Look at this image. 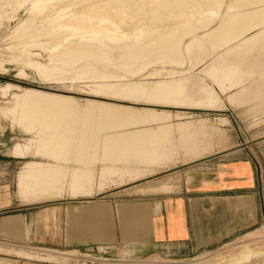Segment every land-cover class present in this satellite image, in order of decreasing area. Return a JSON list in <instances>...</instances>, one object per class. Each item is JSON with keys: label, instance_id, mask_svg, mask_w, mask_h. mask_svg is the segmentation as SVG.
<instances>
[{"label": "rangeland", "instance_id": "rangeland-1", "mask_svg": "<svg viewBox=\"0 0 264 264\" xmlns=\"http://www.w3.org/2000/svg\"><path fill=\"white\" fill-rule=\"evenodd\" d=\"M73 1H75V2L73 3L71 1L73 3V6H71V8H73V7L76 8V6H79V3H80V2H78L79 0L78 1L73 0ZM120 1H122V0H119L118 2H120ZM186 1L187 2L190 1L191 3L194 2V0H186ZM220 1L230 5V2H228V0H224V1H222V0H217V1L216 0H210V2H212L211 3L212 7L214 5H215V7L219 6V13H218L219 16L217 18L209 19L210 17H206V18L204 17L206 19V21H205V19L204 20L201 19L200 23L199 22L194 23L195 27H194V24H192V25L189 24V26H185L182 23H181V26L178 27L176 24L180 25V22H183V19L181 18V17H183V16H181L182 10L180 11L178 8L177 9L175 8L173 10L172 9L173 7L172 8L167 7L168 9H170V10H168L164 6L165 3L163 4V2H165L164 0H162V2H161V0H157V1L156 0L155 1L154 0H152V1L151 0H149V1L148 0H140V3L143 2L141 4L143 6V8H140V9L125 8L123 10V12L120 13L121 15L119 14L120 17H125L124 15H126L125 18L131 17L132 22L130 19V24H126L122 21L118 22L120 20H123V18L122 19L120 17H114L113 18L114 22L115 21L118 22V23H115V25H117V27H116L117 33L122 32L121 34L126 33V35H127V34H129V31H131V33L129 35H127V37H125V38L123 37L121 40H112V41L109 39H105V40H103L102 43H98V42H94V41L93 42L90 41L89 44H88V42L87 43H79V45L82 44V46L84 45L85 47H88L89 45L91 46L92 44H94V46L92 45V47H97V48L100 47L99 49H101V50L104 49L103 47H105V44H106L108 51H107V48H105L104 51L109 52L110 56H111V54H112V57L114 56L115 59L113 58L112 60L113 61L115 60L114 62L116 64L118 63L117 64L118 66L116 64H113V62H111L112 60L109 63L104 62L101 59H95V61H94V58H95L94 56H92V57L90 56V57H88V59H86V57L84 58L81 53L77 54L79 57L75 56L76 60L74 59V61L78 62V64L80 63V65H79L80 67H82V64H83L82 68L75 66V64L73 65V63H72L73 59H71V58H73L74 56L73 57L72 56L65 57V59L68 58L66 60L67 64L72 63V64L67 65L65 63V59H62L59 57V55L62 53L61 50L62 49L64 50L65 48L69 49L70 47L74 48L77 46L80 48L82 46L81 45L79 46L77 43L73 44V41H75V39H72V38H74V37L68 36L67 34H63V35H66V40L62 39L65 37V36L61 35L62 33L61 34L60 33L55 34L54 36L56 38L52 39V41H53V43H55V42H59L58 40L62 39V40H60V42L62 44L60 42L58 43L59 47H60V48H58V50L61 52L59 53V51L56 50V51H58L59 55L55 51V53H57V54L54 56L57 57V55H58L59 59H62L63 61H61V60L58 61V59H56V57L54 59L53 58L54 52L50 53L51 54L50 55L49 52H47L46 45H43L42 48H41V46L38 47L35 41L31 42L28 45V47H30V51L34 55H28L29 57L27 56V58H26L27 53H24L22 50H21L22 51L21 52L20 49H18V48L22 49V45H21L22 38H18V37L14 38L15 41L18 40V42L16 41V43L19 46L16 45V43H14L15 41L13 39H12V43L10 42V45H9L8 40L11 38V36H12L11 33L14 30L18 21H24L26 19V17L28 16V13L24 10V7H22V8L17 9L14 12L13 18L10 21H8L9 23L7 21L6 22L2 21L3 23H1L2 25H0V212L4 211L5 213H2V214L5 215V214H8L10 211H17V209L14 206L5 207V205H7L9 202H13V203L17 202L19 204H23V205H27V206H31V207L32 206L48 207L51 205H58V204H63V203H79V202H87V201L91 202V201H95V200L114 202V201H118V200L141 198L142 196H144L148 193L154 192V190H149L147 188V185L150 183V181L157 179V178L161 179L162 176L167 175L174 170L188 169L189 167L194 166L195 164H199V163L203 162L204 160L213 157L214 154H219V152L229 150V149H232L234 147H238V148L239 147H249L250 148V146H253V145H261L262 147H264V99H262V97L264 96L262 94V93H264V86H263L264 85V83H263L264 78L262 80L256 79L254 82H256L257 85L254 84V82H253L254 86L255 85L256 86L252 87L253 93H252V96L250 95L251 96L250 100L248 99L250 102L249 104L247 102L248 100L243 101V99H245V96H242V98L237 97V99H239V100L242 99V103L236 104L235 101H233V103L229 101V105H228V103L226 102V99H225V95H221V98H222L223 104H224V106H223L222 102L220 101V96L218 94H216V92H215V88H216V90L219 91V89L217 88L218 86L213 85L214 82L212 80H208V78H209L208 73L205 74V71H204L205 69L203 68L204 66L209 64V60L211 58L216 56L223 49L221 47H224L226 45L224 43V41H222V40H224L223 39L224 36H222L223 35L222 34V28H220L221 32H217L215 35H213V37H209V39L204 38V37L200 38V40L201 41L203 40L204 42H201L198 38L199 36H201V34L207 32L208 30L209 31L211 29L214 30L218 26V23H222V22L229 19L228 13L225 12L226 9H222L224 3L222 4ZM229 1H231V0H229ZM233 1L234 0H232V2ZM250 1L248 3L246 2V4H245L251 8L250 9L247 7L249 10L246 8L245 5H244L245 7L244 6L241 7L238 4L233 2L235 6H238L237 8L239 9V11H241V8H242V10H244L246 8L245 12L249 14L248 15L246 13L245 14L243 13V15H242V12H244V11H241V12H239L241 14H238L237 18H235L236 22L243 23V27H242L243 29L240 28L239 29L240 31L241 30L245 31L244 29H247V28L251 27L253 24H255L256 22L253 21V19L255 17L259 16L260 19L264 18V15L262 14L264 11L263 0H261L263 3L262 4L263 6L260 5L261 1H259V0H250ZM76 2H78V3H76ZM138 2H139V0H138ZM257 2L262 7L258 6V8H257V6H256ZM65 3H68V0H66ZM81 4H85V2L84 3L82 2ZM150 4H151V7H150ZM159 4H160V6H159ZM156 5H157V7H155ZM252 5H255L256 9L253 8ZM161 6L162 7L164 6L163 8H165V10H163V8ZM147 9H150V10H147ZM153 9H159V10L153 11ZM213 9H214V7H213ZM231 9L235 13L236 12L238 13V9H236V7L232 6ZM254 9H255V11H259V12L255 13ZM259 9H261V10H259ZM262 9H263V11H262ZM138 10H139L140 14L137 13ZM140 10H142L143 12ZM151 10L153 11V14L158 13V11H159L160 14L159 13L158 14L160 16L163 15L161 17H164V20H162L163 18L160 19V21L158 20L161 23L153 20L154 24H153V22H151L152 25L150 26L149 22L151 20H149L148 16H150V14L152 13ZM196 10H193V11H195L194 13H196ZM250 10L254 11V12L252 11L253 13H255L254 14L255 16L253 15L254 17L251 15L252 12ZM164 11H165V14L162 13ZM174 11H176V12L173 14L172 12H174ZM233 11H230L229 14H234ZM147 12H149V13L151 12V13L148 14ZM166 12H168V13L170 12V13L168 14ZM188 12L189 11H187V13ZM197 12H198V10H197ZM129 13H131V15ZM158 14H156V15H158ZM177 14L178 15L181 14L180 15L181 17L177 18L176 17ZM143 15L145 16V18L143 17ZM152 15H151V17H152ZM164 15L167 17V19L165 18ZM246 15H248V16H246ZM261 15H263V17H261ZM132 16H136V18L135 17L132 18ZM224 16H228V19H227V17H224ZM238 16H240V17H238ZM242 16H244L245 19H246V17L247 18L249 17V19H251V22H250V20H245L244 17L242 18ZM251 17H253V18H251ZM259 17L257 19L255 18V21H257L259 19ZM144 19H145V22H144ZM173 19H176V20H174L176 22L175 24H173L174 23ZM165 20H167V21H165ZM177 20H178V22H177ZM135 21H137V23ZM140 21L142 23H144L143 24L144 27L141 25L142 23L140 24ZM163 21L166 23H164ZM209 21L210 22L212 21V23H213V24L212 23L209 24L210 27L208 25H206L209 23ZM259 21H261V20H259ZM259 21H257V22L260 23ZM155 22L158 23L157 26L155 25L156 24ZM168 22L171 24H169ZM133 23L135 24V26ZM244 23H248V24H244ZM145 24L146 25L148 24L149 26L147 25V27H146ZM161 24H162V26H164L163 24H165L166 25L165 27H167V28L164 29L161 26ZM171 25H173L172 29H170L171 27H169ZM175 26H176V28H175ZM140 27L143 28V29H141V30H143V32L140 35V37L138 38L139 40H137V43H136L135 38H137V37L134 36V34H136L137 30H140ZM168 27L172 33L175 31L174 28L177 29V31H175L173 33V35H174L173 39L170 38L171 36H169L168 41H166V40H164L165 39L164 36L169 32ZM186 27H187V33H185V34L188 36H186V35L184 36V32H186ZM122 29L123 30L125 29L128 32L122 31ZM158 29H159V31H158ZM145 30H147V31H145ZM148 30L150 32H148ZM162 30H164V32ZM144 31H145V33H144ZM155 31H157L158 33ZM160 31H162V33ZM240 31L238 33H240ZM151 32L154 33V35ZM146 33H147V35H146ZM181 34H182V36H181ZM158 35L163 36V37H161L162 39L160 41L162 44L159 42V40L153 41V43H155V45L153 43H150V42H152L150 40L153 37L158 36ZM197 35H198V37H197ZM214 36L216 37V39H218L219 37H221V39L219 38L217 41V40H215ZM57 37L60 39H58ZM148 37H152V38H148ZM43 39H45L47 41V37H44V36H43V38H40L39 41H43ZM169 39H171V40H169ZM180 39H182V40H180ZM189 39H191V40H189ZM129 40H130V42H129ZM173 40L175 41V43ZM192 40L194 43L196 42L197 46L195 44H193V42L191 43ZM209 40H211V42L212 41L213 42L211 43ZM52 41L50 40V43L47 45H50V44L52 45ZM107 41H109V43ZM3 42H5V43H3ZM68 42L70 44L72 42V45L68 46L69 45ZM157 42L163 46L166 44L165 47H168L169 45H171L173 43L172 44V45H174L173 48L174 47L175 48L171 50L172 52L171 51L163 52V50H161L162 48L160 47V45L158 46ZM163 42H165V44H163ZM185 42L186 43L190 42V45L188 46L189 52H188V50L186 51V49H183V48H185V47H183V45L186 44ZM63 43L67 44V45H65V47H63L64 46ZM11 44H13V46L16 45V47H13ZM75 44H77V45H75ZM121 44L123 46L125 45V49H126L125 53L126 54H127V52L129 53V55H126L124 53L126 55L124 57L125 58L124 61H123L124 58L121 55L124 52V50H119L120 54L118 52V48L121 47ZM191 44H193L194 46H192ZM218 44H222V45H220L219 49H218V47H219ZM151 45L155 46V47H152ZM178 45H182L181 46L182 48L179 46L180 49H177ZM214 45H215V47H214ZM144 46H145V48H144ZM195 46L197 48H195ZM216 46H217V48H216ZM43 48H45V49H43ZM115 48H117V51L114 50ZM127 48H130L133 51H131L129 49L127 50ZM134 49L139 51L138 54H136L137 51H135ZM175 49H177V51ZM113 50L115 53L117 52L116 53L117 56L114 52H112ZM180 50H181V52H180ZM184 51H186V52H184ZM212 52L215 53V55L213 54L214 56H210ZM253 52H254V55L256 54L255 56H257L259 58V60L262 61V62H260L261 65L259 67H261L263 70L260 69L261 73L259 74V76L263 75V73H264V65H263L264 64V54L259 49L254 50ZM134 53H135V55H133ZM163 53L168 55V56L163 55V57H162ZM80 54H81V56H80ZM169 54L170 55L174 54V55L171 57ZM140 55L144 56V58L141 57ZM199 55L203 56L202 58L205 59L207 61V63H206V61H204L203 63L201 62V65H200L199 62L202 61L203 59H201V58H200L201 60L198 59L200 57ZM51 56H53V57L50 58ZM128 56L129 57L133 56V57L129 58ZM151 56H152V58H151ZM80 57H82V58L80 59ZM118 57H122V60H121V58H118ZM126 57H128V59ZM217 57L218 56H216L215 58L218 59ZM77 58H78V61H77ZM89 58H91L92 60H89ZM134 58H136L135 59L136 63L134 61ZM147 58L149 59V61ZM183 58L184 59L186 58L185 60H183L184 62L182 61ZM188 58H190V59H188ZM52 59H54V61H51ZM29 60L34 62L35 64L37 63V65L40 66V68H45L46 71L42 74V73H39L38 70H32L33 69L32 67L25 65L28 63L27 61H29ZM55 60H57V61H55ZM69 60H71V62H69ZM187 60H189V61H187ZM9 61H11V62H9ZM48 61H50V62H48ZM118 61L121 63H119ZM102 62L105 64H103ZM126 62H129V64H127ZM187 62H188V65H187ZM196 63H199L200 66L197 64L198 66L196 65L195 66L196 69L194 68L195 69L194 70L192 68H193V65ZM46 64H47V66H46ZM85 64H86V66H85ZM120 64H121V68H120ZM65 65H66V67H68L67 68L68 71L71 70L70 72H73L71 68H73V70H75V68H77V70H75L76 72L78 71L77 76L80 75L79 73L81 72L82 74L80 76L82 78H84L85 76H89V77H85V80L81 79V77H79V79H78L76 76H73V74L76 75V72L74 71L75 73H72V74L70 72H67ZM70 65H73V66L69 67ZM113 65L114 66L116 65L114 67L116 70L113 68ZM128 65L129 66L131 65L132 67L130 68ZM133 65H134V67L135 66L136 67L134 68ZM186 65H187V67H186ZM49 66H51L53 68H51ZM54 66L56 68H60V70L59 69L58 70L61 72L57 71V69ZM63 66H64V68H63ZM190 66H192V67H190ZM62 68L64 69V71ZM89 68H90V70H89ZM93 68H94V70H93ZM50 69H51V71H49ZM130 69H131V71H130ZM96 70H97V73L95 72ZM153 70H154V72H152ZM172 70H174L175 73ZM36 71H37V73H36ZM48 71L50 73L52 72V74H53V72H55V73L53 75L48 76V74H46ZM62 71L65 72L66 75H64V74L62 75L61 74V73H63ZM83 71L85 73H83ZM86 71H89V72L92 71V72L91 73L88 72L89 73L88 74ZM183 71H185V72H183ZM92 73H96V74L94 75ZM148 73H149V75H148ZM178 73H180V74L182 73V75H180ZM60 74L63 77H59ZM85 74H88V75H85ZM90 74H92V75H90ZM202 74H205V75H202ZM20 75H21V77H20ZM186 75H187L188 79H190V80H188V79H187L188 81L186 80V78H187ZM192 75H193V77H192ZM42 76L43 77L45 76V77L42 78ZM50 76H52L54 78H52ZM56 76L58 78H55ZM90 76L91 77L94 76V78H91ZM100 76H102V77H100ZM103 77H107V78H103ZM86 78H87V80H86ZM183 78H185V80ZM204 78H205V80H204ZM181 79H183V80H181ZM201 79L203 80V82ZM209 79H211V78H209ZM91 80H93V81L95 80V81L93 82ZM180 80H181V82H180ZM193 80L195 81V83H192ZM197 80H198V82L200 81L199 83H201V86H200V84L198 85ZM157 82H158V84H157ZM164 82L166 84H172V85L174 84L175 86L179 85L178 83L182 84V82H183L184 83V84H182L183 88H185L187 85L188 86L191 85L192 89L195 87V89H197V90L199 87H203V85H204V87H207V89H210L212 92H214V94L216 95V100H218V101L215 100L214 103L212 102V104H214V106L209 103L210 106L208 105V106L201 107V108L193 107L194 104L201 101V99H198L199 95L200 96L202 95V94H199L200 93L199 90H201V89L199 88L198 91H196L195 89H194L195 91L189 90V89H187L188 86L186 87V90L182 88V90H185V93L181 94L182 95L181 98H183L185 96L184 97L185 100H184V98L182 99L183 100L182 103H184L185 107L184 106L181 107V105H179V104H181V102H178L179 104L177 105V100L179 101L180 96H179V98H174V100H172L173 98L172 99L169 98V100H166V102H165V100L164 101L160 100L161 101L160 104H151V103H143V102H142L143 104H140V103L137 104V103H134V101L136 102L138 99H140V97L138 98L137 96H135L133 99L128 98V100H126L127 98H121V97L118 98V96H116L117 97L116 98V97H114L115 96L114 93H111V92H113V90L119 89V88L121 89V88H123V86L127 87V85H129V87L133 86V85H134L133 87L140 85L142 88L144 86L145 89L148 88L145 91V95L147 96V98H144V97H146V96H144V93L141 95V98L143 96L144 99L142 98L143 99L142 101L145 100L144 102H146V101H148L147 99H149V97L152 100V97H153L152 93L149 94L148 92L152 91L153 85H155V84L159 85V84L164 83ZM131 83H132V85H130ZM147 83H148V85H146ZM93 84H95V85H93ZM136 84H138V85H136ZM192 84H193V86H192ZM194 84H196V85H194ZM9 85H11V86L14 85V87L12 90H8V92L5 93L4 88H7V86H9ZM98 85H100V86H98ZM115 85H117L118 87H115ZM112 86H114V87H112ZM210 86H212V87H210ZM15 87H18V88L15 89ZM66 87H68V88H66ZM101 87H103V88H101ZM29 88L37 90V91H41V92L46 91L48 93H52V94L59 95V96L62 94L64 96L71 97L75 100V104H77L78 107L79 106L84 107L85 100L87 99L90 101L96 100V101H101V102H105V103L111 102L113 104H117V105H121V106L125 105V106L134 107V108L147 107V108H152L154 110L157 109V110L165 111L167 113V115H169L168 127H170V128L165 127L164 128L165 131L162 130L163 132L161 131V133H160V132H158V129H157L158 127H154V126H148V127L146 126L145 127L147 129H149V133H151L152 135L153 134L155 135V132H158L157 133L158 137H155V139L158 141L155 140V142H157L155 144H156V147L157 146L161 147V145L163 147L162 148L163 150L161 148H160L161 149L160 150L157 147L159 149V153H160L159 158H157L158 161L155 158V156L156 157L158 156V152L152 153L155 156L152 155L151 153L150 154L148 153V154H145V156L149 155L147 159H150L151 156L152 157L154 156V158L151 157L150 161L147 159L140 158L142 160L141 163L143 162L142 164L139 163L140 159L138 161L137 160L134 161L135 163L130 162L132 164L128 163V166H127L128 167L127 169H129V170L125 169L126 173H124V170H123V172L121 171L122 174H121V172L116 171L117 169H114L115 170L114 171L113 169L109 168L110 170H113L114 172L111 171L110 174H109V172L107 174V172L105 171V174H104L105 177H104L102 174V173H104V170L100 171L99 167H101V168L104 166L109 167V166H112V165H110L112 163L111 162H109V163L104 162L106 164H104L103 162L99 163L100 161L98 162V160L93 159L94 158L93 157L92 159L96 160L97 164L93 163V160L90 159L92 166H91L90 162L88 161L86 163V167L89 169L91 168V170L94 169L93 167H95V169H97V170H95V169L92 170L93 173H95V174L92 175V180L88 184L89 186L87 185L86 188L79 186L81 188V189L79 188L80 189L79 192H78L79 189L78 190L75 189L76 187H72V189H71L67 186L65 181L69 180V178L67 175L65 176L66 173L62 172L64 168L63 169L61 168V169H59V171L56 172V173L59 172V174L61 175V176H59L60 181H61V186H62L61 190H59V191L53 190V192L51 191L50 194H48V191H47V193H45L47 195H45L43 193L40 195V193L36 192V193H38L36 196H32V195L28 194V195H26V197H23V198L20 197V195L17 193V178H16V176H17V173L20 170V168H22V166L27 162L35 161V162H40L43 164H47V163H50L52 165L57 164V166L66 167L67 171H65V169H64V172H68L70 168L78 169L79 167H81V166H79L80 162H73V161L70 162L69 160L57 161L55 163L54 161H52L53 160L52 158H49L47 155H44L40 151V148L42 145V142H41L42 137L44 139L45 137H51V136L55 135L54 129H56V132L57 131L61 132V129L63 131V129L65 127L72 125L71 124L72 122H73V124H75L76 122L74 120L72 121V120H69L70 118H67L69 120L68 121L65 119L66 117L65 118L62 117V119H60V123H58V124L56 123L55 126L48 125L46 123L47 121H45L46 124L44 122H42V125H43L42 126V125H40L41 121L39 120V123H40L39 124L40 127H39L37 120L33 121L30 118L25 119V117H24V119L19 118V120H21V122L18 119L15 120L16 122H13V121L9 120L10 118L3 113L4 111H1V110H5L4 106L6 104L11 103L13 101L12 100L13 97H11L12 95L13 96L16 94L21 95L22 89L29 90ZM259 88H261L263 91H261V89H259ZM102 89L105 92L104 96H103L104 92H102L103 91ZM187 90L190 92L188 93ZM192 91H193V94H196L197 98L194 97L195 95L194 96L192 95V93H191ZM255 91H256V93H255ZM257 91H260V92H258L259 94L257 93ZM110 93L113 94L111 96V98H110V95H111ZM186 93L190 94V95H187ZM99 94H101V95H99ZM256 94H257V97L261 96V98H259V97L257 98ZM107 95H109V96L107 97ZM189 97H191V98L189 99ZM192 97H194L195 100ZM192 99H193V102H195V103H193L192 101L187 103L189 100H192ZM253 99H255V100L252 101ZM130 100H132L133 102ZM171 100H172V102H174V103H172L174 105L170 104L169 101H171ZM175 100H176V104H175ZM219 101L221 104H219ZM185 102H186V104H185ZM216 102L218 105H215ZM259 102H261V103H259ZM188 104H189V106H191L192 104L193 105L191 107L186 106ZM233 105H235V106H233ZM68 107L69 106H66L67 110H68ZM48 109L52 110V111H56L55 106L51 107V109L47 108V110ZM59 113L60 112H58L57 114H59ZM175 116H176V118H175ZM202 120H204V121L207 120L206 123L204 122V125L206 127L204 126L205 128L203 127L202 131H196L195 128L198 126L197 123L199 121H202ZM22 123H24V124H22ZM31 123H32V125H31ZM176 123H178V124L183 123L184 125L180 124V126L183 125L184 127H186V126L188 127L190 124H191V126H189L188 128L186 127L188 130L187 129H178L177 127H179V126H177ZM128 124L130 125V122L124 123L123 125H125V126H122V127L119 126L122 129L119 127H116L117 129L114 128L113 130H111L112 128H108V130L109 129L111 130V134H115L118 132L119 129L121 130L119 132H124L125 129L123 127H125V128L128 127L127 131L129 130V131L135 132V134H139L141 127H139L138 125L137 126L134 125V127H135V129H134L132 124L130 125V127L128 126ZM174 125H175V127H174ZM20 126H21V128H20ZM26 126H29V127L31 126L30 130H28L29 127H26ZM171 126H172V128H171ZM131 127H133V129ZM136 127H137V129H136ZM190 127H192V128H190ZM31 128L34 130H31ZM59 128H61V129H59ZM129 128H131V130ZM20 129H22L23 131ZM25 129L27 131H30V132L32 131L31 134H30V132L27 133V131L24 132ZM203 129H204V131H203ZM101 130L102 129H100L99 133L105 132V134H106V131H105L106 129L102 130V131ZM108 130H107V133L110 134V130L109 131ZM137 130H139V131H137ZM33 131H35V132L33 133ZM49 131H51V132H49ZM183 131H185V132H183ZM39 132H40V134H39ZM165 132L167 135H164L163 137L166 139H164L161 136V134L162 133L165 134ZM186 132L188 133V135ZM201 132L202 133L204 132V133L202 134ZM105 134L101 135V133H100V135L102 137L108 136V134H106V135ZM30 135H32V136H30ZM33 135H35V137ZM190 135H192V136L194 135L193 141L195 140V142H193L192 139L189 138ZM159 136H161V137L159 138ZM129 138H130V136L129 137L127 136L124 139L128 140ZM180 140H182V141H180ZM25 142H27V143H25ZM29 142H31V143H29ZM184 142H185V144H184ZM186 143H187V145H186ZM189 143L191 146L189 145ZM28 145H30V146H28ZM168 145H170V146H168ZM23 147L25 149H23ZM28 147H31V148H28ZM21 148L24 150V152L22 151ZM26 149H27V151H26ZM161 151L164 152L165 155L163 153H161ZM39 152H40V154H39ZM29 153H31L32 155L31 154L29 155ZM37 156H41V157H37ZM164 157H166V158H164ZM144 162H145V166L143 165ZM149 162H151V163H149ZM98 163L100 164L99 166H98ZM87 164L88 165L90 164L89 165L90 167H88ZM113 164H115L117 167H120L121 169L124 168L123 167L124 165L122 163L118 164V162H117V163H113ZM66 165H68V166H66ZM70 165L72 167H70ZM97 171H99V172H97ZM56 173L53 172L51 174V176H56V178H58L57 177L58 174H56ZM98 173H99V175H98ZM54 174H56V175H54ZM62 174H64L63 177H62ZM100 175H101V177H99ZM94 178H95V180H94ZM120 179H122V180H120ZM98 183H100V184H98ZM65 190H67V191H65ZM71 190H74L73 193H71L72 192ZM86 190H88L90 192H88V194H87ZM55 191H58V192H55ZM75 191H76V194H74ZM263 230H264V222L261 223L260 225H258L257 227H255V229H253L252 232L258 231L257 233H259L260 231H263ZM252 232L245 234L243 236H238L236 239H233L231 241L223 243V244H221V246H218L216 248L206 249V251H203V250L188 251L187 249H185L181 246H174L173 247V246H166L165 245L156 251L154 250L151 252L141 253V252H139L133 248H129V247L125 248V247L120 246L118 244H112V245L87 246V247L80 248L78 250L77 249L57 250L54 248L42 249V248H38V247L33 246L30 248L29 247L25 248L26 252L23 250H19V249L18 250L3 249L0 252L1 253L2 252L12 253L16 256H22L24 258L31 259V260L37 259V260H41V261H44V262L49 263V264L50 263H54V264H236L234 262V261H236L235 257H237L240 254V252L243 250L242 249L243 247H246L249 251H251V254H250L251 257H249L247 260H245V262L244 261L240 262L241 264H264V235L262 234L263 237H258V238L248 237V235L252 234ZM226 261H228V262L233 261V262L228 263ZM240 263H238V264H240Z\"/></svg>", "mask_w": 264, "mask_h": 264}, {"label": "bare ground", "instance_id": "bare-ground-1", "mask_svg": "<svg viewBox=\"0 0 264 264\" xmlns=\"http://www.w3.org/2000/svg\"><path fill=\"white\" fill-rule=\"evenodd\" d=\"M74 3L75 1H73V0H68V3H65L66 2V0H0V25H2L1 23H3L2 21H10L12 18H13V15H14V12L17 10V9H19V8H22V7H24V10L28 13V16L26 17V19L24 20V21H18V23L16 24V26H15V28H14V30L12 31V36H11V38L8 40V44L10 45V42L12 43V39L14 40V38H22V40H21V45H22V49L21 48H18V49H20V51L22 50L24 53H27V55H26V58H27V56L28 55H34L31 51H30V47H28V45L31 43V42H33V41H35L36 42V44H37V46L39 47V46H41V48H42V46L43 45H46V49H47V52H49V54L50 53H53V56L54 55H56L57 53H58V48H60L59 47V42H60V40H62V39H64V40H66V35H63V34H67L68 36H72V37H74V38H72V39H75V41H73V44L74 43H77L78 45H79V43H87L88 42V44L90 43V41H94V42H98V43H102L103 42V40H105V39H109V40H121L123 37L125 38V37H127V35H129L130 33H131V31H129V34H127L126 35V33L125 34H121V33H117L116 31V27H117V25H115V23H118V22H124V23H126V24H130V19H131V17H129V18H125L126 17V15H124L125 17H120L119 16V14L121 13V12H123V10L125 9V8H129V9H131V8H136V9H140V8H143V6L141 5L142 3H140V0H139V2H138V0H122V1H120V2H118L119 0H77L78 2H80L79 3V6H76V8H71V6H73V3ZM149 1V0H148ZM152 1V0H151ZM155 1V0H154ZM157 1V0H156ZM165 2H163V4H164V6H165V8H172L173 10L176 8H178L181 12H182V15L181 16H183V17H181L180 15H176V17L177 18H182L183 19V22H180V25H178V24H176L178 27L179 26H181V23L182 24H184L185 26H189V24L190 25H192V24H194V23H200L201 22V19L202 20H204L206 17H210L209 19H214V18H217L219 15H218V13H219V6H216L215 7V5L213 6L214 7V9H213V7L211 6V3L212 2H210V0H194V2L193 3H191L190 1H186V0H164ZM217 1V0H216ZM222 1H224V0H222ZM250 0H234L233 2L234 3H236V4H238L239 6H244L245 4H246V2L248 3ZM259 1H261V0H259ZM258 1V2H259ZM78 2H76V3H78ZM84 3L85 2V4H81V3ZM161 2H162V0H161ZM214 2V1H213ZM221 2V1H220ZM219 2V3H220ZM228 2H230V5H228L227 3H224V2H221L222 4H223V7H222V9H226V13H228V16H229V19H228V16H224V17H227V19L228 20H226V21H224V22H222V23H218V26L214 29V30H208L207 32H205V33H203V34H201V36H199L198 37V35H197V37L199 38V40H200V38H202V37H204V38H207V39H209V37H213V35H215L217 32H221V30H220V28H222V36H224L223 37V39L224 40H222V41H224V43L226 44V45H228L229 43H231V41H234L235 42V46H233L234 47V50H235V47H236V44L237 43H239L240 42V40L242 39V37L243 36H245V34H247V32L249 31V30H253V28H257V27H259V30H261V33H260V35H262V33H264V28H263V24L262 23H258L257 21H255V18L257 19L258 17H255L254 19H253V21L254 22H256L255 24H253L251 27H249V28H247V29H244L245 31H240L239 29H240V26H242L243 25V23L241 24V22H236V20H235V18H237V15L238 14H241V13H239V12H241V11H244L245 12V9L248 7L247 5H245L246 6V8L244 9V10H242V8H241V11H239V9L237 8L238 6H235L234 5V3L232 2V0L231 1H229L228 0ZM232 2V3H231ZM251 2V1H250ZM258 2L256 3L257 5V8H258V6H260V5H262L263 3H262V1H261V4L259 5L258 4ZM263 2H264V0H263ZM75 3V4H76ZM152 3V2H151ZM160 3V2H159ZM145 4V3H144ZM148 4V3H147ZM156 4V3H155ZM161 4V3H160ZM160 4H159V6H160ZM162 4V5H163ZM215 4V3H214ZM232 4V5H231ZM250 4V3H249ZM149 5V4H148ZM221 5V4H220ZM142 6V7H141ZM163 6V7H164ZM210 6V7H209ZM232 6L233 7H236V9H238V13L236 12H234L231 8H232ZM244 6V7H245ZM253 6V8H255L256 9V6L255 5H252ZM263 6V5H262ZM262 6H260V7H262ZM148 7V6H147ZM150 7H151V4H150ZM155 7H157V5L155 6ZM162 7V6H161ZM162 7V8H163ZM259 7V8H260ZM149 8V7H148ZM165 8H163V10H165ZM167 8V9H168ZM240 8V7H239ZM248 8H250V7H248ZM247 8V9H248ZM135 9V10H136ZM145 9V8H144ZM160 9V8H159ZM159 9H153V11L155 10V11H157V10H159ZM171 9V10H172ZM198 10V12H197V10ZM251 9V8H250ZM255 9H254V11H255ZM147 10H150V9H147ZM168 10H170V9H168ZM193 10H196V13H194L195 11H193ZM249 10V9H248ZM259 10H261V9H259ZM24 11V12H25ZM127 11V10H126ZM134 11V10H133ZM137 11V10H136ZM140 11H142V10H140ZM152 11V10H151ZM153 11H152V13L150 14L149 12H147L148 14H150V16H148L149 17V20H151L149 23H150V26L152 25L151 24V22H153V20L154 21H160V19H162V20H164V17H161V16H163V15H159L160 14V12L158 11V13H154L153 14ZM187 11H189L188 13H187ZM230 11H233L234 12V14H229L230 13ZM237 11V10H236ZM251 12L253 11V10H250ZM253 11V12H254ZM262 11H263V9H262ZM25 12V13H26ZM129 12V11H128ZM135 12V11H134ZM143 12V11H142ZM176 11H174V12H172L173 14L175 13ZM244 12H242V15H243V13ZM250 12V13H251ZM252 12V16L255 14V13H257V12H259V11H255V13H253ZM261 12V11H260ZM136 13V12H135ZM138 14H140L139 13V10H138V12H137ZM146 13V14H147ZM162 13H164L165 14V11L164 12H162ZM161 13V14H162ZM166 13H168V12H166ZM170 13V12H169ZM168 13V14H169ZM178 13V12H177ZM222 13V12H221ZM246 13V12H245ZM244 13V14H245ZM130 15H131V13H129ZM153 14V15H152ZM156 14H158V15H156ZM167 14V15H168ZM246 14H248V13H246ZM259 14V13H258ZM261 14V13H260ZM263 15H264V11H263V13H262ZM121 15V14H120ZM151 15H152V17H151ZM171 15V14H170ZM249 15V14H248ZM248 15H246V16H248ZM257 15V14H256ZM263 15H261V17H263ZM138 16V15H137ZM165 16V15H164ZM173 16V15H172ZM255 16V15H254ZM253 16V17H254ZM114 17H120L121 19L123 18V20H120V21H118V22H114L113 21V18ZM128 17V16H127ZM133 17H135L136 18V16H132V18ZM143 17L145 18V16L143 15ZM151 17V18H150ZM171 17V16H170ZM175 17V16H174ZM175 17V18H176ZM205 17V18H204ZM238 17H240V16H238ZM244 16H242V18H243ZM253 17H251V18H253ZM165 18L167 19V17L165 16ZM172 19V18H171ZM225 19V18H224ZM241 19V18H240ZM244 19H245V17H244ZM243 19V20H244ZM259 19H260V17H259ZM117 20V19H116ZM135 20V19H134ZM133 20V21H134ZM147 20V19H146ZM174 20H176V19H173V21ZM180 20V19H179ZM200 20V21H199ZM216 20V19H215ZM245 20H250V22H251V19H249V17L247 18L246 17V19ZM138 21V20H137ZM137 21H135L136 23H137ZM158 21V22H159ZM165 21H167V20H165ZM172 21V22H173ZM182 21V20H181ZM205 21H206V19H205ZM220 21V20H219ZM223 21V20H222ZM264 21V20H263ZM131 22H132V19H131ZM134 22V23H135ZM144 22H145V19H144ZM147 22V23H148ZM164 22V21H163ZM170 22V21H169ZM168 22V23H169ZM177 22H178V20H177ZM221 22V21H220ZM259 22H262V21H259ZM9 23V22H8ZM133 23V24H134ZM142 22L140 21V24H141ZM156 24V26H157V22H155ZM159 23H161V22H159ZM164 23H166V22H164ZM176 22L174 21V23L173 24H175ZM208 23V22H207ZM210 23H212V21L210 22L209 21V23L208 24H206V25H208L209 26V24ZM264 23V22H263ZM139 24V23H138ZM143 24L144 23H142L141 25L143 26ZM153 24H154V22H153ZM169 24H171V23H169ZM213 24V23H212ZM211 24V25H212ZM244 24H248V23H244ZM146 25V24H145ZM148 25V24H147ZM147 25H146V27H147ZM164 26H162V24H161V26L165 29V28H167V27H165L166 25L165 24H163ZM168 25V24H167ZM183 25V26H184ZM197 25V24H196ZM120 26V25H119ZM134 26H135V24H134ZM149 26V25H148ZM172 26L173 25H171V26H169V27H171L170 29H172ZM248 26V25H247ZM144 27V26H143ZM145 27V28H146ZM169 27H168V33L164 36L165 37V39L164 40H166V41H168V38H169V36H171L170 38H172L173 39V33L175 32V31H177V29H175L176 28V26H175V28H174V32L172 33L171 31H170V29H169ZM192 27V26H191ZM194 27H195V24H194ZM193 27V28H194ZM210 27V26H209ZM225 27H227V28H225ZM131 28V27H130ZM139 28V27H138ZM242 28V27H241ZM141 29H143V28H141L140 27V30H137L136 31V34H134V36H136L137 38H135V40H136V43H137V40H139L138 38L140 37V35L142 34V32H143V30H141ZM149 29V28H148ZM153 29V28H152ZM162 29V28H161ZM160 29V30H161ZM207 29V28H206ZM243 29V28H242ZM136 30V29H135ZM154 30V29H153ZM156 30V29H155ZM205 30V29H204ZM220 30V31H219ZM258 30V31H259ZM122 31H125V32H128L127 30H123L122 29ZM145 31H147V30H145ZM145 31H144V33H145ZM158 31H159V29H158ZM163 32H164V30H162ZM162 31H160L161 33H162ZM180 31V30H179ZM190 31V30H189ZM240 31V33H238ZM148 32H150L149 30H148ZM155 32H157V31H155ZM167 32V31H166ZM192 32V31H191ZM58 33H62L61 35H63V36H65L64 38H62V39H60V38H58V39H60V40H58L59 42H55V43H53V41H52V39H55L56 37L54 36L55 34H58ZM124 33V32H123ZM152 33V32H151ZM158 33V32H157ZM172 33V34H171ZM185 33H187V27H186V32H184V36L186 35ZM189 33V32H188ZM256 33V32H255ZM121 34V35H120ZM150 34V33H149ZM153 35H154V33H152ZM160 34V33H159ZM191 34V33H190ZM253 34V33H252ZM257 34H259V33H257ZM146 35H147V33H146ZM164 35V34H163ZM178 35V34H177ZM218 35V34H217ZM216 35V36H217ZM220 35V34H219ZM43 36L44 37H47V41L45 40V39H43V41H39L40 40V38H43ZM149 36V35H148ZM181 36H182V34H181ZM186 36H188V35H186ZM250 36V35H249ZM146 37V36H145ZM161 37H163L162 35H158V36H155V37H148V38H152L150 41H152V42H150V43H153V41H157V40H159V42L161 41ZM176 37V36H175ZM174 37V38H175ZM196 37V38H197ZM215 37V36H214ZM227 37V38H226ZM255 37H256V35H255ZM261 39H263L262 38V36H258V38L257 39H255V38H249V40L248 39H246L247 40V42L248 43H250V45L246 42V40L244 41V42H246V43H244V44H246V45H249V47L252 45V44H254L255 42L257 43V41H258V39H259V42H260V38ZM184 38V37H183ZM203 38V39H204ZM220 39H221V37H219ZM218 38V39H219ZM71 39V40H72ZM132 39V38H131ZM195 39V38H194ZM214 39V38H213ZM212 39V40H213ZM218 39H216V37H215V40H217L218 41ZM242 39V40H243ZM251 39V40H250ZM252 39H253V41H254V39H255V41H254V43H252L253 41H252ZM50 40L52 41V45L50 44V45H47V44H49L50 43ZM70 40V39H69ZM68 40V41H69ZM169 40H171V39H169ZM180 40H182V39H180ZM188 40V39H187ZM189 40H191V39H189ZM198 40V41H199ZM241 40V41H242ZM257 40V41H256ZM264 40V39H263ZM15 41V40H14ZM17 42H18V40H16ZM16 41L14 42V43H16ZM45 41V42H44ZM49 41V42H48ZM132 41V40H131ZM174 41V40H173ZM201 41V40H200ZM199 41V42H200ZM206 41V40H205ZM210 42H211V40H209ZM221 41V42H222ZM237 41V42H236ZM20 42V41H19ZM48 42V43H47ZM108 43H109V41H107ZM106 42V43H107ZM129 42H130V40H129ZM144 42V41H143ZM179 42V41H178ZM193 42V40L191 41V43ZM198 42V43H199ZM201 42H204L203 40L201 41ZM213 42V41H212ZM211 42V43H212ZM258 42V43H259ZM263 42V44L262 43H259V44H262V45H264V41H262ZM3 43H5V42H3ZM6 43V44H7ZM61 43V42H60ZM67 43V42H66ZM69 43V42H68ZM133 43V42H132ZM158 43V42H157ZM161 43V42H160ZM160 43H158V46L160 45ZM174 43H175V41H174ZM186 43V42H185ZM197 43V44H198ZM208 43V42H207ZM216 43V42H215ZM214 43V44H215ZM218 43V42H217ZM62 44V43H61ZM64 44V43H63ZM77 44H75V45H77ZM112 44V43H111ZM134 44V43H133ZM154 45H155V43H153ZM162 44V43H161ZM163 44H165V42H163ZM173 44V43H172ZM169 45L168 47H165L166 46V44L163 46V45H160V47L162 48L161 50H163V52H168V51H171L172 49H174L173 48V46L174 45ZM179 44V43H178ZM193 44H195L196 45V42L194 43L193 42ZM193 44H191L192 46H194ZM200 44V43H199ZM223 44V43H222ZM222 44H218L219 45V47H218V49L220 48V45H222ZM258 44V45H259ZM2 45V44H1ZM5 45V44H4ZM12 46H13V44H11ZM16 45H18L17 43H16ZM16 45L15 46H13V47H16ZM65 45H67V44H64V46L63 47H65ZM70 45H72V42H71V44L69 43V45L68 46H70ZM81 46H82V44H80ZM79 45V46H80ZM93 46H94V44H92ZM92 45L90 46H88V47H85L84 45L82 46V47H70L69 49H62L61 51H62V53L59 55V53L61 52V51H59V53H58V55H59V57L60 58H62V59H65V57H70V56H74L73 58H71V59H73V61H74V59L76 58V57H79L77 54L78 53H81L82 54V56L85 58L86 57V59H88V57H92V56H94L95 58H94V61H95V59H101V60H103L104 62H107V63H109L113 58H114V56L112 57V54H111V56H110V54H109V52H107L108 51V48L106 47V44H105V47H103L104 49H99L100 47H92ZM96 45V44H95ZM114 45V44H113ZM190 45V42L189 43H186V44H184L183 45V47H185V48H183V49H186V51L188 50V46ZM201 45V44H200ZM217 45V44H216ZM230 45V44H229ZM238 45V44H237ZM241 45V44H240ZM11 46V47H12ZM19 46V45H18ZM152 46V45H151ZM179 46L181 47L182 45H178L177 47V49H180L179 48ZM197 46V45H196ZM195 46V48H197ZM224 46V45H223ZM239 46V45H238ZM238 46H237V48H238ZM244 46V45H243ZM241 47L240 49H238V50H242L244 47ZM255 46V45H254ZM12 47V48H13ZM116 47V46H115ZM119 47V46H118ZM127 47V46H126ZM132 47V46H131ZM150 47V46H149ZM152 47H155V46H152ZM151 47V48H152ZM214 47H215V45H214ZM225 47V46H224ZM224 47H221V48H224ZM228 47V46H227ZM227 47H226V49H227ZM230 47V46H229ZM232 47V48H233ZM45 48H43V49H45ZM62 48V47H61ZM68 48V47H67ZM105 48H107V51L105 52L104 50H105ZM114 48V47H113ZM143 48V47H142ZM144 48H145V46H144ZM147 48V47H146ZM182 48V47H181ZM199 48V47H198ZM216 48H217V46H216ZM231 48V47H230ZM251 48H255V47H251ZM257 48V47H256ZM14 49V48H13ZM131 50V51H133L132 49H130V48H127V50ZM139 49V48H138ZM177 49H175L176 51H177ZM191 49V48H190ZM213 49V48H212ZM245 49H247L246 47H245ZM260 49V48H259ZM261 49H262V47H261ZM260 49V50H261ZM15 50V49H14ZM56 50H58V51H56ZM114 50H116L117 51V48H115ZM114 50L112 51V52H114ZM119 50H124V52L121 54L122 55V57L124 58L126 55H129V53L127 52V54L125 53V45L123 46L122 44H121V47H119L118 48V52H119V54H120V51ZM135 50V49H134ZM160 50V51H161ZM228 50V49H227ZM234 50H232V51H234ZM264 50V49H263ZM21 51V52H22ZM55 51L57 52V53H55ZM110 51V50H109ZM135 51H137V53L136 54H138V50H135ZM186 51H184V52H186ZM199 51V50H198ZM201 51V50H200ZM248 50H246V52H247ZM254 51V50H253ZM262 51V50H261ZM172 52V51H171ZM180 52H181V50H180ZM188 52H189V50H188ZM216 52V51H215ZM227 51L225 50V51H222V53L221 54H224V55H222V56H225V53H226ZM240 52V51H239ZM245 52V51H244ZM245 52V53H246ZM249 52L251 53H246V55L244 54H242L241 52H240V54L241 55H243V56H239V57H237V58H239V59H237V60H240V61H238V62H235V61H237V60H235V61H232V66L230 65V64H227L228 62H226V60L224 59L223 61H221L220 59H217V60H220L221 61V63L219 62V64L218 65H216L215 64V68H214V70L213 71H216V74L215 73H213V71L212 70H210L211 68H210V66L212 65H210L209 66V68L210 69H205L204 67V71H206L205 72V74L207 73V71H210L211 72V74H213V75H211L212 77L214 76V74L216 75L215 76V78H216V82H217V79H218V81L220 80V82H221V80H223V79H227V81L228 80H230V86H228V88H232V87H234V86H238V85H241L242 86V84H245V83H247V81L245 82V80H247V79H245V78H247V77H240L241 75L240 74H238V72H236L237 71V69H240L243 73L245 72V70L243 71L242 69L243 68H245V67H253L254 69L256 68V62H255V58H253V56H255L254 55V52L252 53V50H249ZM258 52V51H257ZM264 51H262V53H263ZM115 53V52H114ZM117 53V52H116ZM115 53V54H116ZM126 55H125V54ZM230 53V52H229ZM259 53V52H258ZM81 54H80V56H81ZM124 54V55H123ZM168 54V53H167ZM179 54V53H178ZM215 55V53H211V55L210 56H214ZM235 54H236V52H235ZM253 54V55H252ZM264 54V53H263ZM262 54V55H263ZM51 55V54H50ZM49 55V56H50ZM58 55H57V57L56 56H51L50 58H54L55 59V57H56V59H58V61H63L62 59H59V57H58ZM114 55V54H113ZM133 55H135V53L133 54ZM163 55H165V56H168V55H166V54H162V57H163ZM170 55V54H169ZM174 55V54H173ZM172 54L170 55L171 57L173 56ZM183 55V54H182ZM185 55V54H184ZM187 55V54H186ZM226 55H228V54H226ZM231 55H233V54H231ZM238 55V54H237ZM48 56V57H49ZM76 56V57H75ZM116 56H117V54H116ZM141 56V55H140ZM189 56V55H188ZM200 57L198 58V59H203L202 57L203 56H201V55H199ZM218 56V55H217ZM234 56V58H233V60L234 59H236L235 58V55H233ZM252 56V57H251ZM23 57V56H22ZM29 57V56H28ZM122 57H118V58H121V60H122ZM129 57V56H128ZM128 57H126L127 59H128ZM131 57H133V56H131ZM131 57H129V58H131ZM141 57H143L144 58V56H141ZM228 57V56H227ZM241 57V58H240ZM262 57V56H261ZM32 58V57H31ZM82 57H80V59H81ZM117 58V59H118ZM151 58H152V56H151ZM209 58V57H208ZM211 58V57H210ZM226 58V57H225ZM229 58V57H228ZM227 58V59H228ZM249 58V59H248ZM256 58H258L257 56H256ZM6 59V58H5ZM54 59H52L51 61H54ZM68 59V58H67ZM67 59H65V63H66V60ZM85 59V60H86ZM115 59V58H114ZM135 59L136 58H134V61H135ZM148 59V58H147ZM186 59V58H185ZM184 58L182 59V61L183 60H185ZM188 59H190V58H188ZM200 59V60H201ZM230 59V58H229ZM228 59V60H229ZM259 59V58H258ZM76 60V59H75ZM83 60V59H82ZM89 60H92L91 58H89ZM120 60V61H121ZM125 60V58L123 59V61ZM130 60V59H129ZM128 60V61H129ZM169 60V59H168ZM171 60V59H170ZM213 60V59H212ZM212 60H210V61H212ZM231 60H232V56H231ZM55 61H57V60H55ZM72 61V63H73V65L75 64V66H78L79 68H82L83 67V64H82V67H80L79 65H80V63L78 64V62H76V61H74L73 62ZM77 61H78V58H77ZM115 61V60H114ZM113 60L111 61V62H113V64H116L115 62H114ZM127 61V60H126ZM131 61V60H130ZM148 61H149V59H148ZM181 61V62H182ZM187 61H189V60H187ZM204 61H206L205 59H203L202 61H198L199 63H200V65H201V62L203 63ZM214 61H216V60H214ZM230 61V60H229ZM260 61V60H259ZM9 62H11V61H9ZM15 62V61H14ZM28 63L27 64H25V65H28V66H30V67H32L33 69L32 70H38L39 71V73H44L46 70H45V68H40V66H38L37 65V63L35 64L34 62H32V61H27ZM48 62H50V61H48ZM69 62H71V60H69ZM91 62V61H90ZM101 62V61H100ZM119 62V61H118ZM143 62V61H142ZM145 62V61H144ZM184 62V61H183ZM191 62V61H190ZM223 62V63H222ZM225 62V63H224ZM235 62V63H234ZM64 63V64H65ZM72 63H68V64H72ZM93 63V62H92ZM103 63V62H102ZM119 63H121V62H119ZM127 64H129V62H126ZM135 63H136V61H135ZM149 63V62H148ZM175 63V62H174ZM186 63V62H185ZM184 63V64H185ZM192 63V62H191ZM199 63H196V64H194L193 65V68L192 69H194L195 68V66L198 64L199 65ZM210 63V62H209ZM234 63V64H233ZM59 64V63H58ZM67 64V63H66ZM67 64V65H68ZM77 64V65H76ZM103 64H105V63H103ZM118 64V63H117ZM116 64V65H117ZM171 64V63H170ZM173 64V63H172ZM180 64V63H179ZM247 64H250V66L248 65L247 66ZM50 65V64H49ZM63 65V64H62ZM73 65H70L69 67H72ZM115 65V66H116ZM176 65V64H175ZM181 65V64H180ZM187 65H188V62H187ZM187 65H186V67H187ZM192 65V64H191ZM197 65V66H198ZM199 65V66H200ZM206 65V64H205ZM213 65H214V63H213ZM213 65L211 66V67H213ZM264 65V64H263ZM46 66H47V64H46ZM52 66V65H51ZM51 66H49V67H51ZM59 66V65H58ZM85 66H86V64H85ZM84 66V67H85ZM95 66V65H94ZM114 65H113V68L115 67ZM118 66V65H117ZM124 66V65H123ZM129 66V65H128ZM138 66V65H137ZM159 66V65H158ZM216 66L218 67V68H216ZM232 67L231 69H229L230 67ZM243 68H242V67ZM260 66V65H259ZM259 66L255 69V70H253L252 68H250L249 70H253L254 72L253 73H251V74H254V73H256L255 75H257V72H259L260 71V68H259ZM55 67V66H54ZM99 67V66H98ZM97 67V68H98ZM125 67V66H124ZM130 68L132 67L131 65L129 66ZM133 67H134V65H133ZM136 67V66H135ZM134 67V68H135ZM173 67V66H172ZM190 67H192V66H190ZM189 67V68H190ZM35 68V69H34ZM51 68H53V67H51ZM56 68V67H55ZM63 68H64V66H63ZM62 68V69H63ZM65 68H66V70H67V72H70V71H68V67H66V65H65ZM120 68H121V64H120ZM149 68V67H148ZM159 68V67H158ZM182 68V67H181ZM206 68H208V66L206 67ZM49 69V68H48ZM57 69V71H59L60 70V68H56ZM59 69V70H58ZM70 69V68H69ZM72 69V71L73 72H70L71 74L72 73H75L76 71L75 70H77V68H75V70H73V68H71ZM115 69V68H114ZM118 69V68H117ZM171 69V68H170ZM177 69V68H176ZM196 69V68H195ZM194 69V70H195ZM213 69V68H212ZM215 69H217V70H215ZM262 69V68H261ZM55 70V69H54ZM80 70V69H79ZM89 70H90V68H89ZM92 70V69H91ZM93 70H94V68H93ZM113 70V69H112ZM116 70V69H115ZM159 70V69H158ZM175 70V69H174ZM174 70H172L173 72H174ZM202 70V69H201ZM236 70V71H235ZM257 70H259V71H257ZM49 71H51V69L49 70ZM48 71V72H49ZM56 71V72H57ZM63 71H64V69H63ZM62 71V72H63ZM75 71V72H74ZM106 71V70H105ZM104 71V72H105ZM130 71H131V69H130ZM165 71V70H164ZM170 71V70H169ZM181 71V70H180ZM188 71V70H187ZM234 71H235V73H234ZM46 73V74H48V76L49 75H53L55 72H53V74H52V72L50 73ZM59 72H61V71H59ZM58 72V73H59ZM78 72V71H77ZM77 72H76V75L75 74H73V76H76L78 79H79V77H81L80 75L82 74L81 72L79 73L80 75H78L77 76ZM87 73L89 72V71H86ZM92 72V71H91ZM91 72H89V73H91ZM94 72V71H93ZM96 73H97V70L95 71ZM126 72V71H125ZM152 72H154V70L152 71ZM172 72V73H173ZM183 72H185V71H183ZM197 72V71H196ZM199 72V71H198ZM209 72V73H210ZM36 73H37V71H36ZM83 73H85L84 71H83ZM88 73V74H89ZM96 73H92V74H96ZM175 73V72H174ZM190 73V72H189ZM204 73V72H203ZM233 73H234V75H233ZM246 73V72H245ZM247 73H249V72H247ZM260 73H261V71H260ZM62 75L64 74V75H66L65 74V72H63V73H61ZM61 74H60V76L59 77H63V76H61ZM88 74H85V75H88ZM92 74H90V75H92ZM108 74V73H107ZM140 74V73H139ZM155 74V73H154ZM178 74H180V73H178ZM184 74V73H183ZM205 74H202V75H205ZM238 74V75H237ZM249 75V74H247V75H249L248 77H249V79H250V77L252 76V75ZM23 75V74H22ZM84 75V76H85ZM141 75V74H140ZM148 75H149V73H148ZM180 75H182V73L180 74ZM189 75V74H188ZM196 75V74H195ZM39 76V75H38ZM97 76V75H96ZM103 76V75H102ZM102 76H100V77H102ZM105 76V75H104ZM107 76V75H106ZM157 76V75H156ZM167 76V75H166ZM197 76V75H196ZM195 76V77H196ZM210 76V77H211ZM243 76V75H242ZM20 77H21V75H20ZM45 77V76H44ZM43 76H42V78H44ZM47 77V76H46ZM50 77H52V76H50ZM85 77H89V76H85ZM85 77L84 78H82L81 77V79H84L85 80ZM91 77V76H90ZM127 77V76H126ZM133 77V76H132ZM137 77V76H136ZM186 77H187V75H186ZM192 77H193V75H192ZM209 77V78H210ZM260 77H262V78H264V74H263V76H260ZM48 78V77H47ZM52 78H54V77H52ZM55 78H58L57 76L55 77ZM91 78H94V76L93 77H91ZM103 78H107V77H103ZM155 78V77H154ZM174 78V77H173ZM181 78V77H180ZM207 78V77H206ZM208 78V80H211V79H209ZM51 79V78H50ZM71 79V78H70ZM151 79V78H150ZM175 79V78H174ZM179 79V78H178ZM184 80H185V78H183ZM183 79H181V80H183ZM188 79V77L186 78V80ZM199 79V78H198ZM214 79V78H213ZM248 79V80H249ZM252 79V78H251ZM250 79V80H251ZM254 79L255 78H253V80H251V81H253L254 82ZM261 78H258V80H260ZM72 80V79H71ZM74 80V79H73ZM86 80H87V78H86ZM181 80H180V82H181ZM188 80H190V79H188ZM187 80V81H188ZM202 80V79H201ZM204 80H205V78H204ZM256 80V79H255ZM262 80V79H261ZM89 81V80H88ZM91 81H93V80H91ZM95 81V80H94ZM93 81V82H94ZM110 81V80H109ZM116 81V80H115ZM131 81V80H130ZM215 81V80H214ZM213 81V82H214ZM197 82H198V80H197ZM200 82V81H199ZM198 82V85L200 84V86H201V83H199ZM202 82H203V80H202ZM222 82H224V81H222ZM221 82V83H222ZM226 82V81H225ZM261 82V81H260ZM192 83H195V81L193 80V82ZM207 83V82H206ZM249 83V82H248ZM259 83V82H258ZM263 83H264V81H263ZM97 84V83H96ZM101 84V83H100ZM140 84V83H139ZM153 84V83H152ZM155 84V83H154ZM157 84H158V82H157ZM157 84H155V85H153V89H152V91L151 92H148L149 94L150 93H152V100L150 99V97H149V99H147L148 101H146V102H144V101H142L144 98H147V96L145 95V91L148 89H145V87L143 86V88L140 86V85H138V84H136V85H138V86H136V87H133V86H130L129 87V85H127V87H124L123 86V88H119V89H115V90H113V92H111V93H114V97H116V96H118V98L119 97H121V98H127L126 100H128V98L130 99V98H134L135 96H137L138 98L140 97V99H138L136 102L134 101V103H137V104H143V103H151V104H160V100H162V101H164L165 100V102H166V100H169V98H173L172 100H174V98H179V96H180V99H179V101L177 100V105L179 104L178 102H181V104H179V105H181V107H183L184 106V103H182L183 102V98L185 97L184 95V97L183 98H181V94L182 93H185V90H186V87L188 86H186L185 88H183V85L182 84H184L183 82H182V84H180V83H178L179 85H177V86H175L174 84V86L172 85V84H166L165 82L164 83H161V84H159V85H157ZM204 84V83H203ZM202 84V85H203ZM212 84V83H211ZM225 84H228L229 85V83H225ZM254 84H256V82H254ZM254 84H253V86H254ZM93 85H95V84H93ZM109 85V84H108ZM130 85H132V83L130 84ZM146 85H148V83L146 84ZM194 85H196V84H194ZM213 85H218V84H214L213 83ZM249 85H251V83L249 84ZM249 85H246V86H249ZM257 85V84H256ZM255 85V86H256ZM98 86H100V85H98ZM97 86V87H98ZM111 86V85H110ZM121 86V85H120ZM185 86V85H184ZM190 86V87H189ZM188 86V88L187 89H189V90H194L195 89V87L192 89V87H191V85H189ZM192 86H193V84H192ZM222 85H220V87H221ZM224 86V85H223ZM245 86V87H246ZM253 86H249V87H253ZM264 86V85H263ZM13 87H14V85L13 86H11V85H9V86H7V88H4L5 89V93H7L8 92V90H12L13 89ZM112 87H114V86H112ZM115 87H118L117 85H115ZM210 87H212V86H210ZM219 86H218V89L220 88ZM227 87V86H226ZM16 88H18V87H15V89ZM66 88H68V87H66ZM100 88V87H99ZM101 88H103V87H101ZM108 88V87H107ZM151 88V87H150ZM182 88L183 89H185V90H182ZM197 88V87H196ZM199 88L201 89V90H199ZM198 88V90H199V94H202L201 96L199 95V97H198V99H201V101H199V102H197L196 104H192L193 105V107H199V108H201V107H205V106H208L209 104L208 103H210V104H212V102L214 103L215 102V100H216V95L214 94V92H212L210 89H207V87H204V85H203V87H199ZM209 88V87H208ZM214 88V87H213ZM222 88V87H221ZM241 88V87H240ZM258 88V87H257ZM256 88V89H257ZM262 88V87H261ZM261 88H259V89H261ZM80 89V88H79ZM233 89V88H232ZM231 89V90H232ZM235 89V88H234ZM258 89V90H259ZM18 90V89H17ZM103 90V89H102ZM196 91H198L197 89H195ZM194 90V91H195ZM223 90H224V88H223ZM222 90V91H223ZM231 90H229V92L231 91ZM244 91H245V89H243ZM248 90V92H249V89H247ZM246 90V91H247ZM184 91V92H183ZM217 91V90H216ZM215 91V92H216ZM237 91H238V89H237ZM245 91V92H246ZM261 91H263L262 89H261ZM102 92H104V90L102 91ZM187 92L189 93L190 91H188L187 90ZM220 92H221V89H220ZM239 92V91H238ZM241 92V91H240ZM258 92H260V91H257V93ZM19 93V92H18ZM95 93V92H94ZM110 93V94H111ZM144 93V96H146V97H144L143 98V96H142V98H141V95ZM192 93V95L194 96V97H196V94H193V91L191 92ZM223 93V92H222ZM221 93V94H222ZM227 93V92H226ZM225 93V94H226ZM250 93V92H249ZM253 93V92H252ZM255 93H256V91H255ZM10 94V93H9ZM102 94V93H101ZM101 94H99V95H101ZM108 94V93H107ZM109 94V95H110ZM187 94V93H186ZM217 94V93H216ZM220 94V95H221ZM240 95L241 93H237V94H235V95ZM259 94V93H258ZM263 95H264V93H262ZM261 94V95H262ZM105 95V92H104V94H103V96ZM109 95H107V97L109 96ZM113 94H111L110 95V98H111V96H112ZM187 95H190V94H187ZM198 95V94H197ZM232 95V94H231ZM230 95V97H233V95L231 96ZM237 96V97H240V96ZM242 96H243V94H241ZM254 95V94H253ZM262 95V96H263ZM149 96V95H148ZM245 96V95H244ZM11 97H13L12 98V102L11 103H8V104H6L4 107H5V110H1V111H4L3 113L6 115V116H8L10 119L9 120H11V121H13V122H16L15 120L16 119H18L19 120V118L20 119H24V117H25V119H31V120H37V122H38V125L40 124L39 123V120L41 121V124L40 125H42V122H44L45 123V121H47L46 123L48 124V125H53V126H55V124L57 123H60V119H62V117L63 118H65L66 120H68L67 118H70L69 120H74L76 123L75 124H73V122L71 123L72 125H70V126H67V127H65L64 129H63V131H62V127L61 128H59V129H61V132L60 131H57L56 132V129H54L55 130V135H53V136H51V137H45L44 139H43V137H42V139H41V142H42V145H41V148H40V151L44 154V155H47L49 158H52L53 160L52 161H54L55 163L57 162V161H63V160H69L70 162H80V165L79 166H81V167H79L78 169H74V168H70L69 169V173L68 172H64V169H65V171H67L66 170V167H64V166H62V167H60V166H57V164L56 165H52V164H50V163H47V164H43V163H40V162H35V161H31V162H27V163H25L23 166H22V168H20V170L18 171V173H17V176H16V178H17V193L20 195V197H26V195H32V196H36L38 193H40V195L43 193V194H45V193H47V191H48V194H50V192L52 191L53 192V190H61L62 189V186H61V181H60V177L59 176H61L60 174H59V172L58 173H56L57 171H59V169H63V173H66L65 174V176L67 175L68 176V178H69V180H67V181H65L66 182V184H67V186L69 187V188H71L72 189V187H76L75 189H79L80 187L79 186H82V187H85L86 188V186L90 183V181L92 180V175H94L95 173H93V171L92 170H94L95 169V167H93L94 169H92L91 170V168L89 169V168H87L86 167V163L89 161L90 162V159H92L93 157V159H96V160H98V162L99 163H104V162H111L112 164H110V165H112V166H109V167H107V166H104V167H99L100 168V171H103L104 170V173H102L103 174V176L105 177V171L107 172V174H108V172H109V174L111 173V171L112 172H114L115 170L114 169H117L116 171H119V172H123V170H124V173H126L125 172V169H127L128 167V163L129 164H132V163H130V162H134V161H138L140 158H143V159H147L148 158V156H145V154H152L153 152L155 153V152H158V156L156 157L154 154H152V155H154L155 156V158H156V160H157V158H159V155H160V153H159V149L161 148H163L162 147V145H161V147H156V144L155 143H157V142H155V137H158V135H157V133L158 132H160L161 133V131L162 130H164V128L165 127H168V119H169V115H167V113L165 112V111H162V110H157V109H152V108H147V107H139V108H134V107H130V106H125V105H123V106H121V105H117V104H113V103H111V102H107V103H105V102H101V101H96V100H92V101H90V100H85V105H84V107H81V106H77V104H75V100L73 99V98H71V97H68V96H64V95H55V94H52V93H48V92H41V91H37V90H34V89H30L29 88V90H27V89H22V94L21 95H12ZM194 97H192V98H194ZM230 97H228L229 99H230ZM247 97V96H246ZM246 97H245V101H246ZM249 97V96H248ZM251 97V96H250ZM250 97L249 98H247V100L249 99L250 100ZM256 97H257V94H256ZM259 97V96H258ZM257 97V98H258ZM264 97V96H263ZM262 97V99H264ZM113 98V97H112ZM117 98V97H116ZM168 98V99H167ZM191 97H189V99H190ZM197 98V97H196ZM234 98V97H233ZM242 98V97H241ZM259 98H261V96L259 97ZM3 99V98H2ZM5 99V98H4ZM10 99V98H9ZM228 99V100H229ZM237 99V98H236ZM11 100V99H10ZM123 100V99H122ZM135 100V99H134ZM172 100L171 101H169L170 102V104L171 105H174V104H172V103H174V102H172ZM184 100H185V98H184ZM194 100H195V98H194ZM231 100V99H230ZM239 100V99H238ZM249 100L247 101L248 102V104L250 103L249 102ZM255 99H253L252 101H254ZM257 100V99H256ZM4 101V100H3ZM130 101H132V100H130ZM188 101V100H187ZM190 101H192L193 102V99L192 100H189L187 103H189ZM216 101H218V100H216ZM233 101V100H232ZM263 101V100H262ZM133 102V101H132ZM143 102V103H142ZM191 102V103H192ZM236 102V101H235ZM240 102V101H239ZM256 102V101H255ZM77 103V102H76ZM193 103H195V102H193ZM217 103V102H216ZM215 103V104H216ZM233 103V102H232ZM259 103H261V102H259ZM175 104H176V100H175ZM185 104H186V102H185ZM208 104V105H207ZM219 104H221L220 103V101H219ZM237 104V103H236ZM235 104V105H236ZM244 104V103H243ZM76 105V106H75ZM150 105V104H149ZM191 105V106H192ZM212 105H214V104H212ZM218 105V104H217ZM235 105H233V106H235ZM55 106V110L56 111H52V110H47V108H50L51 109V107H54ZM66 106H69L68 107V110L66 109ZM170 106V105H169ZM186 106H189V104L188 105H186ZM191 106H189V107H191ZM180 107V106H179ZM185 107V106H184ZM216 107V106H215ZM239 107V106H238ZM241 107V106H240ZM208 108V107H207ZM258 108V107H257ZM59 110V111H58ZM65 110V111H64ZM256 110V109H255ZM58 112H60L59 114H57ZM65 115V116H64ZM83 115V116H82ZM175 118H176V116H175ZM7 119V118H6ZM68 120V121H69ZM128 120V121H127ZM20 122H21V120H19ZM207 121V120H206ZM206 121H204V120H202V121H199L198 123H197V127L195 128L196 129V131H202V128L205 126L204 125V122L206 123ZM12 122V123H13ZM31 122V121H30ZM126 122H130V125L132 124L133 125V127H134V125H138L139 127H141V130H140V132H139V134H135V132H132V131H127V129H128V127L127 128H125V127H123L124 129H125V131L124 132H119V131H121L119 128H121L122 126H125V125H123L124 123H126ZM191 122V121H190ZM189 122V123H190ZM43 123V124H44ZM45 123V124H46ZM170 123V122H169ZM196 123V122H195ZM22 124H24V123H22ZM35 124V123H34ZM44 124V125H45ZM65 124V123H64ZM177 124V126H179V127H177L178 129H187L189 126H191V124L187 127L186 125V127H184L183 125V123H176ZM180 124H183L182 126H180ZM31 125H32V123H31ZM40 125H39V127H40ZM130 125L128 124V126L130 127ZM156 125V126H155ZM43 126V125H42ZM64 126V125H63ZM119 126H121V127H119ZM148 127V126H154V127H158L157 129H158V132H155V135L153 134H151V133H149V129H147V128H145V127ZM26 127H29V126H26ZM31 127V126H30ZM30 127H29V129L28 130H30ZM60 127V126H59ZM116 127H119L118 129V132L117 133H115V134H111V130H113L114 128L115 129H117ZM133 127H131L132 129H133ZM174 127H175V125H174ZM206 127V126H205ZM204 127V128H205ZM20 128H21V126H20ZM108 128H112L111 130H110V134H108L107 133V130H108ZM131 128H129L130 130H131ZM168 128H170V127H168ZM171 128H172V126H171ZM190 128H192V127H190ZM58 129V130H59ZM100 129H102V130H105L106 131V134H108V136H104V137H102L101 135L102 134H105V132H100L101 133V135H100V133H99V131H100ZM122 129V128H121ZM134 129H135V127H134ZM136 129H137V127H136ZM174 129V128H173ZM194 129V128H193ZM20 130H22V129H20ZM31 130H34V129H32L31 128ZM101 130V131H102ZM108 130V131H109ZM152 130V129H151ZM150 130V131H151ZM155 130V129H154ZM188 130V129H187ZM23 131V130H22ZM25 131H27L26 129L24 130V132ZM114 131V132H115ZM137 131H139V130H137ZM165 131V130H164ZM195 131V130H194ZM203 131H204V129H203ZM28 132H30V131H27V133ZM32 132V131H31ZM31 132H30V134H31ZM35 131H33V133H34ZM37 132V131H36ZM49 132H51V131H49ZM153 132V131H152ZM163 132V131H162ZM183 132H185V131H183ZM154 133V132H153ZM168 133V132H167ZM187 133V132H186ZM185 133V134H186ZM202 133V132H201ZM204 133V132H203ZM202 133V134H203ZM39 134H40V132H39ZM105 134V135H106ZM27 135V134H26ZM164 135H167L166 134V132H165V134H161V136L163 137ZM187 135H188V133H187ZM30 136H32V135H30ZM34 137H35V135H33ZM129 137L130 136V138L127 140H125L124 138L125 137ZM161 136H159V138L161 137ZM191 136V137H190ZM189 136V138L190 139H192V141H193V136L192 135H190ZM196 136V135H195ZM168 137V136H167ZM38 138V137H37ZM41 138V137H40ZM164 138V137H163ZM183 138V137H182ZM164 139H166V138H164ZM169 139V138H168ZM167 139V140H168ZM181 139V138H180ZM37 140V139H36ZM160 140V139H159ZM162 140V139H161ZM26 141V140H25ZM29 141V140H28ZM156 141H158V140H156ZM164 141V140H163ZM180 141H182V140H180ZM187 141V140H186ZM162 142V141H161ZM188 142V141H187ZM193 142H195V140L193 141ZM23 143V142H22ZM25 143H27V142H25ZM29 143H31V142H29ZM192 143V142H191ZM161 144V143H160ZM174 144V143H173ZM184 144H185V142H184ZM171 145V144H170ZM170 145H168V146H170ZM186 145H187V143H186ZM189 145H190V143H189ZM28 146H30V145H28ZM36 146V145H35ZM191 146V145H190ZM194 147V146H193ZM19 148V147H18ZM28 148H31V147H28ZM169 148V147H168ZM22 149V148H21ZM23 149H25L24 147H23ZM22 149V151L24 152V150ZM158 149V150H157ZM160 149V150H161ZM165 149V148H164ZM170 149V148H169ZM32 150V149H31ZM36 150V149H35ZM157 150V151H156ZM163 150V149H162ZM26 151H27V149H26ZM30 152V151H29ZM32 152V151H31ZM35 152V151H34ZM161 153H163L164 155H165V153L164 152H162L161 151ZM31 153H29V155H30ZM39 154H40V152H39ZM23 155V154H22ZM27 155V154H26ZM32 155V154H31ZM157 155V154H156ZM154 156L152 157V158H154ZM37 157H41V156H37ZM46 157V156H45ZM146 157V158H145ZM151 157H150V159H151ZM164 158H166V157H164ZM92 159V160H93ZM150 159H147V160H149L150 161ZM96 160H93V163H96ZM155 160V161H156ZM141 159L139 160V163L140 164H142L141 163ZM158 161V160H157ZM68 162V161H67ZM118 162V164H123L124 166V168H120V167H117L115 164H113V163H117ZM46 163V162H45ZM54 163V164H55ZM66 163V162H65ZM98 163V166L100 165ZM135 163V162H134ZM149 163H151V162H149ZM148 163V164H149ZM69 164V163H68ZM71 164V163H70ZM90 164H91V162H90ZM89 164V165H90ZM97 164V163H96ZM104 164H106V163H104ZM103 164V165H104ZM83 165V166H82ZM88 165V164H87ZM88 165V167H90ZM144 166H145V162H144V164H143ZM150 165V164H149ZM66 166H68V165H66ZM75 166V165H74ZM91 166H92V164H91ZM147 166V165H146ZM151 166V165H150ZM70 167H72L71 165H70ZM98 168V167H97ZM109 168H111V169H113V170H110ZM106 169V170H105ZM95 170H97V169H95ZM109 170V171H108ZM127 170H129V169H127ZM139 171V170H138ZM56 173V174H58V178H56V176H51V174L52 173ZM97 172H99V171H97ZM122 172H121V174H122ZM128 172V171H127ZM93 173V174H92ZM101 173V172H100ZM137 173V172H136ZM56 174H54V175H56ZM106 174V175H107ZM98 175H99V173H98ZM124 175V174H123ZM135 175V174H134ZM133 175V176H134ZM64 176V174H62V177ZM55 179H54V178ZM99 177H101V175L99 176ZM102 179V178H101ZM94 180H95V178H94ZM93 180V181H94ZM120 180H122V179H120ZM97 181V180H96ZM64 182V183H65ZM101 182V181H100ZM98 184H100V183H98ZM102 185V184H101ZM66 186V187H67ZM89 186V185H88ZM65 187V188H66ZM64 189V188H63ZM67 189V188H66ZM81 189V188H80ZM80 189L78 190V192L80 191ZM58 191H55V192H58ZM63 191V190H62ZM65 191H67V190H65ZM72 192L71 193H73V191L74 190H71ZM36 192H38V193H36ZM70 192V191H69ZM88 192H90V191H88V190H86V193L88 194ZM74 194H76V191L74 192ZM45 195H47V194H45ZM82 195V194H81ZM264 231V230H263ZM263 231H260L259 233H257L258 231H254V232H252V234H250V235H248V237H250V238H258V237H263V235H264V232ZM263 234V235H262ZM243 250L240 252V254L237 256V257H235L236 259V261H234L236 264H238V263H240V262H245V260H247L249 257H251L250 256V254H251V251H249L246 247H243L242 248ZM253 253V252H252ZM258 254V253H257ZM229 261V260H228ZM228 261H226V262H228ZM230 262H233V261H230ZM230 262H228V263H230ZM241 264V263H240Z\"/></svg>", "mask_w": 264, "mask_h": 264}, {"label": "crops", "instance_id": "crops-1", "mask_svg": "<svg viewBox=\"0 0 264 264\" xmlns=\"http://www.w3.org/2000/svg\"><path fill=\"white\" fill-rule=\"evenodd\" d=\"M259 20L262 21L260 23L264 28V18ZM258 30L259 27L253 28L242 39L249 40L251 37L257 39L258 36L263 38L264 33L260 35L261 30ZM244 39L237 43L239 46L236 44L235 50L234 41H231L230 45H225L228 46V50L224 47L220 51L222 53L226 50L225 56L219 52L217 58L221 61L225 59L227 64L232 66V61L250 53L249 50L253 53V50L262 47L261 50L264 51V45H262L264 38H260V42L259 39L256 40L257 43H254L255 39L254 41L252 39L254 44L250 47L249 41L246 40L249 45L244 44L246 43ZM242 46L244 48L238 50ZM231 54L235 55L236 59L233 60L234 56ZM216 56L210 59H213L212 61L209 60L210 63L204 67L206 70L211 68L210 70L213 71L215 64L221 63L215 58ZM253 58L256 59L257 68L262 61H259L256 56ZM238 61L240 60L235 62ZM250 68L256 69L245 67L242 70L246 73H243L241 68L235 70L241 75L240 77H247L245 78L247 83L234 86L232 90L228 88L230 80L223 79L221 82H224L221 83L217 79L216 82V71H213L215 73L213 77L211 76L213 74L207 71L208 76H211L212 81L215 80L214 83L218 84L217 86L222 85L219 91L215 88L222 104L221 95H225L228 105L229 101L242 103V99H236L239 95H235L237 93L247 96L246 101L248 96H252V87H249L253 86L251 80L263 79L260 77L263 75L259 76L260 72H257V75L251 74L254 71L249 70ZM247 74L252 75L251 80ZM243 89L245 91L249 89L250 93ZM231 94L234 98L230 97ZM241 94L240 97H242ZM147 188L154 192L141 198L114 202L95 200L48 207H31L9 202L5 207L14 206L17 211H10L5 215L2 214L5 213L4 211L0 212V251L19 249L26 252L25 248L33 246L42 249L78 250L87 246L112 244L133 248L141 253L156 251L165 245L181 246L188 251H206V249L216 248L238 236L252 232L255 227L264 222V147L261 145H253L250 148L234 147L219 152L188 169H177L162 176L161 179H154L150 181ZM0 264L49 263L0 252Z\"/></svg>", "mask_w": 264, "mask_h": 264}]
</instances>
